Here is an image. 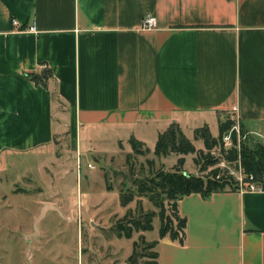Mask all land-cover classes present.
I'll return each mask as SVG.
<instances>
[{
  "label": "crops",
  "instance_id": "1",
  "mask_svg": "<svg viewBox=\"0 0 264 264\" xmlns=\"http://www.w3.org/2000/svg\"><path fill=\"white\" fill-rule=\"evenodd\" d=\"M147 15L156 27L143 28ZM44 68L47 86L30 77ZM223 116L264 125V0H0V204L11 168L58 165L60 136L107 162L175 123L217 137ZM260 184L183 197L185 243L156 240L158 263L264 264Z\"/></svg>",
  "mask_w": 264,
  "mask_h": 264
},
{
  "label": "rangeland",
  "instance_id": "2",
  "mask_svg": "<svg viewBox=\"0 0 264 264\" xmlns=\"http://www.w3.org/2000/svg\"><path fill=\"white\" fill-rule=\"evenodd\" d=\"M235 125L240 130L239 143L245 140L252 146V140L264 144V125L254 132L247 131L245 136L241 134V125L238 122ZM215 134L219 135L217 131ZM188 136L196 148L205 150L203 141L196 143L191 132ZM156 144L149 148V156L138 158L137 171L146 158H155L152 153ZM231 147L232 144L226 145V149ZM129 151L132 152V147ZM212 154L221 158L220 168L234 172L235 178H248L241 171L240 163L227 162L219 148L213 149ZM57 156L58 165L48 164L44 172L42 169L49 161L45 157L27 158L15 169L11 168L9 178L14 184L8 186L6 181L5 191L9 198L6 204H0V264H126L141 236L149 242L159 240V217L154 218L151 231H134L131 237L118 236L114 228L129 211L132 216H140V202L144 212L158 211L146 197L135 196L124 205L121 183L125 181L123 173L128 170L126 153L107 162H96L90 155H74L64 135L57 140ZM179 158L176 154L155 158L156 166L171 170ZM194 158L193 154L185 156L184 169L197 175ZM89 164L95 168L88 167ZM106 175L112 190L107 188ZM125 182L127 187L131 186L127 180ZM13 189L15 193H12ZM56 203L62 206L66 215L71 216V220H65L66 216L60 209V213L49 211L39 224V234L28 240V236L36 234L34 222L42 207L51 204L59 208ZM144 252L151 256L150 251ZM141 262L153 263V259L144 257Z\"/></svg>",
  "mask_w": 264,
  "mask_h": 264
},
{
  "label": "trees",
  "instance_id": "3",
  "mask_svg": "<svg viewBox=\"0 0 264 264\" xmlns=\"http://www.w3.org/2000/svg\"><path fill=\"white\" fill-rule=\"evenodd\" d=\"M51 75V70L44 68L42 75L32 74L30 77L37 84L47 86ZM235 123L236 120L230 116L225 120H219L218 137L212 135L208 126L196 129L194 140L203 141L205 150L197 149L178 124L170 125L166 131L159 134L152 154L157 159L171 154L180 156L176 166L171 170L157 168L155 158H146L144 163L139 164L137 171L138 158L149 156L151 150L142 142L132 138L130 140L132 152L127 154L125 162L128 170L123 173L124 180L131 183V186L127 187L125 181L121 183L123 203L127 205L135 196L146 197L158 211L144 212L140 202L138 207L140 216H132L129 211L114 225L117 235L131 237L134 231H151L154 218L159 217L161 221L159 239L169 238L183 245L186 240L187 219L180 215L178 208V203L183 197L200 194L207 199L215 193L239 190V182L236 178L226 169L219 167L221 158L212 154L215 148L220 149V153L227 162L238 161L247 177L253 175L256 182L264 183V144L252 142V140V146L245 140L239 143L234 131L232 147L226 149L223 137L235 126ZM246 132L247 130L241 125L242 136H245ZM189 154L195 155L197 175H187L184 169L185 156ZM106 177L107 188L112 190L113 186L110 185L108 175ZM158 243L159 241L149 242L145 236H141L139 242H135L134 252L126 264H159ZM147 250L151 252V256H146L144 251ZM144 257H150L153 263L141 262Z\"/></svg>",
  "mask_w": 264,
  "mask_h": 264
},
{
  "label": "built area",
  "instance_id": "4",
  "mask_svg": "<svg viewBox=\"0 0 264 264\" xmlns=\"http://www.w3.org/2000/svg\"><path fill=\"white\" fill-rule=\"evenodd\" d=\"M13 23L15 25H19V21L18 20H14ZM157 25V21H156V17L153 15H147L143 21V28L145 29H151L156 27ZM28 30L30 31H34L37 32L38 29L35 25V23L31 24L28 28ZM236 132L237 136L239 137L240 135V130L238 126H234L227 134L224 135L223 137V141L226 145L228 144H232V134L233 132ZM224 165V162H222ZM221 165V163H220ZM88 167L90 168H95L93 165L89 164ZM242 171V168H241ZM231 175H234V172H230ZM235 177V176H234ZM236 180L239 182V191H261L262 187L261 184L255 181V177L253 175L248 176V179L245 180V178L242 177H238L236 178Z\"/></svg>",
  "mask_w": 264,
  "mask_h": 264
},
{
  "label": "water",
  "instance_id": "5",
  "mask_svg": "<svg viewBox=\"0 0 264 264\" xmlns=\"http://www.w3.org/2000/svg\"><path fill=\"white\" fill-rule=\"evenodd\" d=\"M186 174L187 175H191L190 173H186ZM49 211H57V212L60 213L59 208H57L56 206L51 205V204H45L42 207L39 216L35 219V222H34V227H35V230H36V234L28 236L27 237L28 240H31L32 237H34V236L39 234V224L43 221V219L46 217V215L48 214Z\"/></svg>",
  "mask_w": 264,
  "mask_h": 264
}]
</instances>
